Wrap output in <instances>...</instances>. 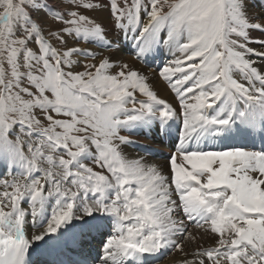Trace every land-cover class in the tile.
Segmentation results:
<instances>
[{
    "label": "snow or ice",
    "instance_id": "snow-or-ice-1",
    "mask_svg": "<svg viewBox=\"0 0 264 264\" xmlns=\"http://www.w3.org/2000/svg\"><path fill=\"white\" fill-rule=\"evenodd\" d=\"M0 168V264H264V0H0Z\"/></svg>",
    "mask_w": 264,
    "mask_h": 264
},
{
    "label": "bare ground",
    "instance_id": "bare-ground-1",
    "mask_svg": "<svg viewBox=\"0 0 264 264\" xmlns=\"http://www.w3.org/2000/svg\"><path fill=\"white\" fill-rule=\"evenodd\" d=\"M251 3H252L254 8H258L260 3H261V0H251ZM96 15H97V19L107 26V33L112 32L111 34H108V39L112 40V41H115V42H118L121 45V47L118 50V52H116L114 55L112 53L106 52V51H102L103 54L104 55H113V59H117V60H120V61H123V62H127V63H129L130 66L139 69L144 74H147L152 79V83H153V85L155 87V90L158 92V94L162 98H166L169 101L174 102V94L171 93L170 89L167 88L166 83L159 78L158 71H154L153 69H152V71L145 70L144 66L141 63V60H138V61L136 60V62H135V56H134L133 48H132L130 42H129V44L125 45V47L123 46L122 41H121L122 37L120 36V34L117 33L115 29H114V32H113V28L111 27V18L109 17L107 11L97 13ZM89 47H94V46H90L89 45ZM95 50L96 51H100L101 49H99L97 47V48H95ZM161 53H162V55H161ZM157 54H160L163 58H164V56H166L163 59L164 63L166 61L172 59V56L168 52L167 49H163L161 52H158ZM149 58H152V57H149ZM90 62H92V61H90ZM160 62L162 63L161 59L156 63V65H158V63H160ZM255 63L260 64L261 61H259L257 59V60H255ZM154 69H155V66H154ZM124 134H127V133H124ZM132 138L134 140H140L142 142H145L146 144L151 142V140L148 137L141 136L139 134L133 135ZM125 153L129 157L141 156L139 153L134 152V150L130 149L128 146L125 148ZM146 158L150 162L159 164V165L163 166L165 169L167 168L168 162L153 160V159H151L149 157H146ZM0 171H2V168H0ZM178 256H179V253L171 254V256H169L168 258L162 260L160 262V264H175V260L177 259Z\"/></svg>",
    "mask_w": 264,
    "mask_h": 264
},
{
    "label": "rangeland",
    "instance_id": "rangeland-1",
    "mask_svg": "<svg viewBox=\"0 0 264 264\" xmlns=\"http://www.w3.org/2000/svg\"><path fill=\"white\" fill-rule=\"evenodd\" d=\"M113 32H114V29H113ZM111 33H112V32H109L108 34H111ZM100 51H106V52H108L107 50H102V49H101ZM128 56H129V55H128ZM136 60H137V59H136ZM136 60H135V62H136ZM256 60H257V59H256ZM162 66H163V65H162ZM144 69L147 70V71H148V70H149V71H152L150 68H147V67H144ZM142 70H143V69H142ZM170 256H171V255H170Z\"/></svg>",
    "mask_w": 264,
    "mask_h": 264
}]
</instances>
